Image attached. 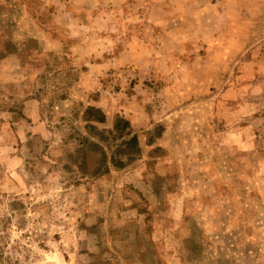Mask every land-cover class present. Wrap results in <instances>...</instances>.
Listing matches in <instances>:
<instances>
[{"label": "rangeland", "instance_id": "374dc122", "mask_svg": "<svg viewBox=\"0 0 264 264\" xmlns=\"http://www.w3.org/2000/svg\"><path fill=\"white\" fill-rule=\"evenodd\" d=\"M0 264H264V0H0Z\"/></svg>", "mask_w": 264, "mask_h": 264}]
</instances>
